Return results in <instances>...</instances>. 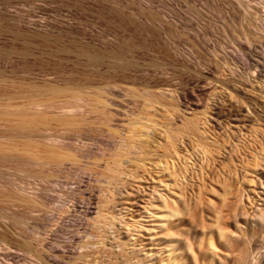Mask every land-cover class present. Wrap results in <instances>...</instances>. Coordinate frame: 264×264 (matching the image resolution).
<instances>
[{
    "label": "rangeland",
    "instance_id": "obj_1",
    "mask_svg": "<svg viewBox=\"0 0 264 264\" xmlns=\"http://www.w3.org/2000/svg\"><path fill=\"white\" fill-rule=\"evenodd\" d=\"M44 85L110 104L60 134L76 133V161L38 173L20 157L17 117L7 123L20 109L3 106ZM0 105L5 263L28 249L30 264H169L171 251L173 264H250L264 252V0H0ZM20 181L63 197L75 186L92 214L36 204ZM174 200L181 216L162 227L156 210ZM218 221L228 236L211 246Z\"/></svg>",
    "mask_w": 264,
    "mask_h": 264
},
{
    "label": "bare ground",
    "instance_id": "obj_2",
    "mask_svg": "<svg viewBox=\"0 0 264 264\" xmlns=\"http://www.w3.org/2000/svg\"><path fill=\"white\" fill-rule=\"evenodd\" d=\"M20 99L22 100V102H21V104H18V106H16L17 104L15 106H13V105H11L12 103L10 105L7 104L6 107L3 106L6 109L9 107H14V108L18 107V109H20L19 111L16 109L14 112H10L9 114L7 112H4V113L6 115L8 114L10 118L12 116L17 117V118H15L16 123L13 120L14 119L13 117L11 120L9 118V120H7V123H8V121L12 122V120H13V123L16 124V126H15L13 123L12 124H10V122L8 123L10 125H14V126H12L13 130L14 129L19 130L18 134H20V136L18 135V137L19 138L22 137L23 140L26 141V144H25L26 148L24 147V145H23V148L26 149L25 150L26 154H29V155H26V156H28L27 158H26V156L22 157L21 155H20V157L22 158L23 161L26 162L27 165L30 166L31 170H33L32 168L35 169L36 167H38V171H37L38 173H44L45 172L44 170H46V168L48 169V167H49L48 171H50L52 169V172H56V171L60 170L62 167L69 165V164L73 163L74 161H76V156L74 154V150L76 149V143H74L73 136L67 137V136H70V134H76V133H70L69 132V135H67L66 137L62 136V135L68 134V131H70V129H73L72 127H77L80 124L87 122L90 119L95 118L92 115L93 113L96 114L99 111L101 114V115L98 114L99 116H102L103 114L105 116L106 115V109L110 104L108 102L109 100L103 98L102 94L97 95V94L89 93V92L86 93V92H83L78 87L59 86V85L31 86L27 89V91L25 93H23V95L22 94L20 95ZM10 109H12V108H10ZM99 116H96V119H97V117L99 119ZM105 122H106V124L105 123L104 124L107 126V129H108L107 131H111L112 129H111L110 125L108 124L110 122V119L109 118L106 119ZM136 122L138 123V121H136ZM4 123H5V121H4ZM7 123H5V124H7ZM1 125L2 124H0V127H3ZM13 127H15V128H13ZM7 128H9V127L7 126L6 129ZM4 130H5V128H4ZM15 130L13 131L14 133H16ZM102 130H104V129L102 128ZM9 131H12V130L9 129L6 132H9ZM60 134H62V135H60ZM8 137H9V135H8ZM25 141H24V143H25ZM121 141H120L119 146H118V148L120 150H121V148L122 149L125 148V146H127V147L129 146L128 144H122L124 142L121 143ZM22 151H24V150H22ZM20 157H19V159H21ZM114 165H116V164L114 163ZM39 168H40V170H39ZM31 170L30 171L28 170L29 172L26 171L25 172L26 174H23V176L26 175L28 178L31 177L30 178L31 180H34V179H36V176H38V175H37V173L31 174L30 173V172H32ZM80 171H82V170L80 169ZM27 173H29L30 175ZM33 174H35V176H31ZM26 176H24L23 178H25ZM81 176H83V174H81ZM32 177L34 179H32ZM40 178L41 177L39 176L37 178V180H34V182L36 181L38 183V180ZM43 178L44 177H42L40 180L44 181ZM30 179H29V181H30ZM43 181H42V183H44ZM98 181H101V179ZM108 181L109 180H107V182ZM112 181H110V183H113L115 180L113 182ZM20 182H22V181H20ZM24 183H25L24 181L22 182V184L20 183L21 185L19 187V190L25 191V192L29 191V190L25 189L27 187L29 188V186L27 185L25 187L26 183L25 184ZM27 184L31 185V182L29 183L27 181ZM55 184L57 185L58 181L54 182V187L56 186ZM22 185H24V186H22ZM38 188H36V189L31 188V187L29 188V189H33L32 192H31V190L29 191V194L31 197L30 199L32 201V198H33V200H34L33 202L36 204H43L44 202L49 204V205L51 204L55 207V209L59 213H65V212L67 213V212H70V210H73V211H77V212L78 211L87 212V214L85 213L87 216L90 213L92 214V211H91L92 207H91V204L89 202L87 203L85 201L76 200V193H75L76 188H75V186H71L70 191L64 197L54 195L52 193L54 188L52 189V187H51V189H49V188L47 189V187L46 188L43 187L44 189H42V190L41 189L37 190ZM28 199H29V197H28ZM174 204H176L175 200H174V202H172L173 206L169 205L170 208L167 207V204L165 206H164V204H162L164 207H162V208L159 207V209L156 210L158 213L157 214L158 216L156 218L159 217V220L161 221L160 223L162 224L161 225L162 227H164V225L167 223L166 222L167 220L164 221L165 220L164 218H166V219L167 218L168 219L174 218L175 219V217L178 218L179 215L181 214L178 206L177 205L175 206ZM93 211L95 212V210H93ZM99 215L103 216V218H104L105 214L103 215L102 213H100V214L98 213V216ZM153 215H154V213H153ZM218 216H216L215 220H218L220 218ZM217 217H218V219H217ZM219 221H220V219H219ZM216 224H215L216 226L214 225V229H215V227H216V229L213 231L211 230V232L209 231L210 235H209L208 240H209V245H211V246L214 243L215 237L217 239L223 240L224 238H227V236H228V235L226 236V233H227L225 231L226 229L225 230L223 229L220 222L216 223ZM36 225H38V224H36ZM0 246H1L0 251L4 250L2 248L1 243H0ZM213 247H211V248H213ZM258 248L256 251L253 250L254 252L251 253L250 264H264V252H261L262 251L260 249L261 246ZM2 252H0V264H7L4 262V260L1 259L2 255H3ZM38 252L36 249H28V250H25V252H22V254H23L22 263L23 264H30V262L28 263L27 261H29L30 258H31L30 260H32V258L35 257V253L38 255ZM171 253H172V251L169 252L167 255L169 257L168 258L169 264H170V262L173 264L176 260L175 257L174 258L170 257ZM37 255H36L37 260H36L35 264H42L40 256H37ZM3 257H4V255H3ZM45 257H46V259L51 261V256L46 255ZM31 262H32V264H34L33 261H31ZM10 264H17V263H10Z\"/></svg>",
    "mask_w": 264,
    "mask_h": 264
}]
</instances>
